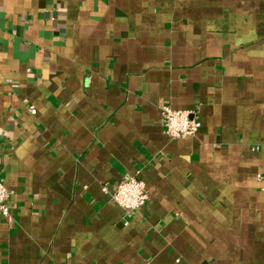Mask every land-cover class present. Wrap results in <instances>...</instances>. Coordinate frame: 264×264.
Masks as SVG:
<instances>
[{
    "label": "crops",
    "instance_id": "obj_1",
    "mask_svg": "<svg viewBox=\"0 0 264 264\" xmlns=\"http://www.w3.org/2000/svg\"><path fill=\"white\" fill-rule=\"evenodd\" d=\"M0 181V264H264V0H0Z\"/></svg>",
    "mask_w": 264,
    "mask_h": 264
},
{
    "label": "built area",
    "instance_id": "obj_2",
    "mask_svg": "<svg viewBox=\"0 0 264 264\" xmlns=\"http://www.w3.org/2000/svg\"><path fill=\"white\" fill-rule=\"evenodd\" d=\"M34 112V108H30ZM161 121L165 134L171 138H183L196 134L200 127V121L194 110L174 109L169 105L161 107ZM103 190L109 192L111 200L120 206L127 214L141 209L147 200L148 194L144 182L136 176L125 174L115 184ZM8 190L0 181V215L9 218L10 207Z\"/></svg>",
    "mask_w": 264,
    "mask_h": 264
}]
</instances>
